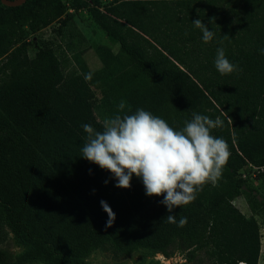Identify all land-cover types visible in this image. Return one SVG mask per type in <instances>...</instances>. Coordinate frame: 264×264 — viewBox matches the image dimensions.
Returning a JSON list of instances; mask_svg holds the SVG:
<instances>
[{
  "label": "trees",
  "instance_id": "1",
  "mask_svg": "<svg viewBox=\"0 0 264 264\" xmlns=\"http://www.w3.org/2000/svg\"><path fill=\"white\" fill-rule=\"evenodd\" d=\"M104 1L8 7L0 0V223L27 246L14 261L0 250V264H86L107 246L166 257L178 246L205 249L213 264H258L259 224L233 202L246 195L254 214L264 206L248 184L254 168L264 182V0ZM83 11L118 46L96 48L100 70L88 67L71 39L66 54L73 53L76 68L68 74L67 55L59 57L49 41L30 57L27 34L17 28L27 25L35 35L57 22L55 32L64 35ZM196 19L214 31L209 43ZM218 47L242 71L220 75ZM97 105L108 117L144 108L177 129L193 112L223 120L212 134L228 142L230 158L216 186L207 184L194 202L174 208L177 221L187 218L184 227L163 220L169 214L163 195L147 196L135 175L129 189L117 188L110 172L81 157L82 125L103 130ZM101 201L115 213L111 227Z\"/></svg>",
  "mask_w": 264,
  "mask_h": 264
},
{
  "label": "clouds",
  "instance_id": "2",
  "mask_svg": "<svg viewBox=\"0 0 264 264\" xmlns=\"http://www.w3.org/2000/svg\"><path fill=\"white\" fill-rule=\"evenodd\" d=\"M192 23L202 32L204 43L213 40L214 31L201 19ZM260 52L264 55V48ZM214 66L222 76L242 71L226 57L223 47L216 50ZM91 78V73L85 75L86 80ZM117 107L118 113H124L126 104L121 100ZM223 123L220 117L211 119L193 112L192 118L184 120L183 127L177 129L151 111L137 108L131 114L106 118L102 131L90 124L82 125L87 138L81 157L110 172L117 188L129 189L135 175L142 181L147 196L163 195L160 203L169 213L163 220L184 227L187 218L177 221L172 214L174 208L194 202L207 184L216 186L230 158L228 142L212 134L214 129L223 127ZM101 206L108 215L106 227H111L115 213L105 201H101Z\"/></svg>",
  "mask_w": 264,
  "mask_h": 264
},
{
  "label": "rangeland",
  "instance_id": "3",
  "mask_svg": "<svg viewBox=\"0 0 264 264\" xmlns=\"http://www.w3.org/2000/svg\"><path fill=\"white\" fill-rule=\"evenodd\" d=\"M65 5H68L70 0H62ZM110 0H106L103 3H109ZM82 13V14H81ZM84 12H80L76 15V18L71 22L72 26L66 27L64 35H59L55 32L58 27V23L55 22L50 28H45L35 35H28V26H23L22 30L17 28L18 35H26V41L28 42V51L30 57H34L37 49L43 45V42L49 41L53 48L56 50L59 57L63 56V53L67 55V62L64 63V73L68 74L76 68L73 53L67 51V43L71 39L74 41L76 50L81 51L82 57L86 64L92 71H98L102 68V61L99 57L96 48L104 47L107 50L118 51V46H113L106 39L104 34L90 22ZM73 29L70 33L69 29ZM27 32V33H26ZM97 102L99 103L100 94L97 92ZM96 116L100 122L106 118L112 117L103 114L99 106L95 108ZM252 179H249L248 184L256 189L260 193V196L264 197V182L260 179L259 172L253 170L251 172ZM233 204L244 214L247 218L254 217L260 227L261 236V251L258 264H264V206L259 209L258 214H254L249 197L242 195L237 198ZM27 249V246L22 239L17 236L7 224L0 223V250L4 251L11 261H14L18 255L23 253ZM33 264H47L45 262H36ZM86 264H213L209 259L205 249H184L177 247L174 249L170 256L166 257L162 253H156L151 250H138L129 255H123L116 251L111 246H107L103 249L93 252L87 259Z\"/></svg>",
  "mask_w": 264,
  "mask_h": 264
},
{
  "label": "water",
  "instance_id": "4",
  "mask_svg": "<svg viewBox=\"0 0 264 264\" xmlns=\"http://www.w3.org/2000/svg\"><path fill=\"white\" fill-rule=\"evenodd\" d=\"M27 0H1L2 4L8 7H18L24 4ZM254 195H257V192H253ZM258 199L262 201L261 196L258 195Z\"/></svg>",
  "mask_w": 264,
  "mask_h": 264
},
{
  "label": "built area",
  "instance_id": "5",
  "mask_svg": "<svg viewBox=\"0 0 264 264\" xmlns=\"http://www.w3.org/2000/svg\"><path fill=\"white\" fill-rule=\"evenodd\" d=\"M70 11L72 12V10H70ZM83 12H84L85 14H87V11H83ZM254 170L256 171V170H258V169H257V168H254ZM253 176H254V175H253ZM243 177H244V178H247V175L244 174Z\"/></svg>",
  "mask_w": 264,
  "mask_h": 264
}]
</instances>
